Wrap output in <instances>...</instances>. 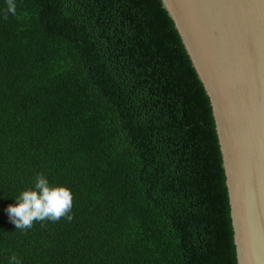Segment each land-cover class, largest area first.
<instances>
[{"label":"trees","instance_id":"trees-1","mask_svg":"<svg viewBox=\"0 0 264 264\" xmlns=\"http://www.w3.org/2000/svg\"><path fill=\"white\" fill-rule=\"evenodd\" d=\"M0 0V264H238L210 97L162 0ZM37 173L69 222L17 230Z\"/></svg>","mask_w":264,"mask_h":264},{"label":"water","instance_id":"water-1","mask_svg":"<svg viewBox=\"0 0 264 264\" xmlns=\"http://www.w3.org/2000/svg\"><path fill=\"white\" fill-rule=\"evenodd\" d=\"M210 97L238 264H264V0H162Z\"/></svg>","mask_w":264,"mask_h":264},{"label":"clouds","instance_id":"clouds-1","mask_svg":"<svg viewBox=\"0 0 264 264\" xmlns=\"http://www.w3.org/2000/svg\"><path fill=\"white\" fill-rule=\"evenodd\" d=\"M6 3L4 19H7L9 13L16 14L15 0H6ZM34 179L33 186L21 191L15 198L18 203L6 209L16 229H30L34 222L46 220L55 222L65 217L70 222L73 219L70 214L73 207L71 190L62 185H51L42 173H37ZM9 264L21 262L13 255L9 258Z\"/></svg>","mask_w":264,"mask_h":264}]
</instances>
